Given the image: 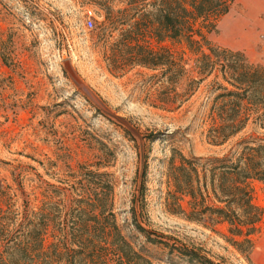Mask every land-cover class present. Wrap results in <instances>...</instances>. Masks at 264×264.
<instances>
[{"label": "rangeland", "instance_id": "rangeland-1", "mask_svg": "<svg viewBox=\"0 0 264 264\" xmlns=\"http://www.w3.org/2000/svg\"><path fill=\"white\" fill-rule=\"evenodd\" d=\"M151 1L0 0V208L10 206L21 215L51 202L60 218L73 207L75 194L63 187L78 178L82 165L96 169V162L103 161L99 170L112 174L113 208L121 232L154 264L198 263L164 243L149 241L136 227L133 197L142 184L144 202L137 222L152 238L201 248L220 264H264L262 181H250L253 202L262 209L251 252L232 244L226 223H199L172 211L169 168L174 150L187 157L222 156L245 143H264V129L250 120L225 143L213 144L207 130L214 75L171 106L161 102V82L152 77L159 70L110 62L112 42L134 29L143 4ZM262 13L264 0H234L208 38L264 65ZM150 41L154 49L165 46L174 57L182 56L188 75L196 76L199 54L185 41ZM181 82L178 90L185 87L186 80ZM148 133H154L152 140H144ZM54 232L51 225L46 246Z\"/></svg>", "mask_w": 264, "mask_h": 264}, {"label": "trees", "instance_id": "trees-1", "mask_svg": "<svg viewBox=\"0 0 264 264\" xmlns=\"http://www.w3.org/2000/svg\"><path fill=\"white\" fill-rule=\"evenodd\" d=\"M233 2H147L134 29L112 42L109 56L115 66L122 63L159 70L152 77L161 82L159 94L163 105L182 102L205 78L214 75L207 138L216 145L238 134L250 120L264 129V65L251 62L243 51L213 45L208 38L216 21L229 11ZM151 38L159 44L167 39L185 41L191 52L199 54L193 68L196 76L188 75L182 56L174 57L165 46L154 49ZM182 80H186L185 87L178 90ZM143 136L144 140H152L155 135ZM95 165L96 169L82 165L78 178L68 184L69 188L63 187L64 191L71 189L75 194L73 207H68L64 213L61 211V219L55 216L57 205L51 202H44L37 211L27 209L21 215L10 206L0 208V264H106L107 261L154 264L122 234L113 208L112 174L99 170L104 166L103 161ZM147 166L145 159L142 178ZM169 178L173 186L169 197L174 213L199 223H226L232 244L241 252H251L252 235L258 230L262 209L253 202L250 181L256 179L264 183V143H245L222 156L187 157L174 150ZM143 188L144 184L133 197L132 215L136 227L149 241L164 243L189 262L220 264L203 254L201 248L174 246L152 238L137 222V210L144 202ZM51 225L56 233L46 246Z\"/></svg>", "mask_w": 264, "mask_h": 264}, {"label": "built area", "instance_id": "built-area-1", "mask_svg": "<svg viewBox=\"0 0 264 264\" xmlns=\"http://www.w3.org/2000/svg\"><path fill=\"white\" fill-rule=\"evenodd\" d=\"M87 25H88V27H92V25H93V20H92V19H89Z\"/></svg>", "mask_w": 264, "mask_h": 264}, {"label": "bare ground", "instance_id": "bare-ground-1", "mask_svg": "<svg viewBox=\"0 0 264 264\" xmlns=\"http://www.w3.org/2000/svg\"><path fill=\"white\" fill-rule=\"evenodd\" d=\"M241 27H242V26H241ZM237 29H238V28L234 29L235 31H234V30H233V31H234L235 33H237V32L239 31V30H237Z\"/></svg>", "mask_w": 264, "mask_h": 264}, {"label": "crops", "instance_id": "crops-1", "mask_svg": "<svg viewBox=\"0 0 264 264\" xmlns=\"http://www.w3.org/2000/svg\"><path fill=\"white\" fill-rule=\"evenodd\" d=\"M246 6V5H245ZM262 16H264V13H262Z\"/></svg>", "mask_w": 264, "mask_h": 264}]
</instances>
